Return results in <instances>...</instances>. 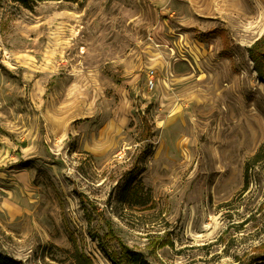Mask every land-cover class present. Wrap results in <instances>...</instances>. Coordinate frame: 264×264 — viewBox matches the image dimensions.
Wrapping results in <instances>:
<instances>
[{"label": "rangeland", "instance_id": "374dc122", "mask_svg": "<svg viewBox=\"0 0 264 264\" xmlns=\"http://www.w3.org/2000/svg\"><path fill=\"white\" fill-rule=\"evenodd\" d=\"M31 5L0 0V254L115 264L109 225L151 264H264V0Z\"/></svg>", "mask_w": 264, "mask_h": 264}, {"label": "trees", "instance_id": "16d2710c", "mask_svg": "<svg viewBox=\"0 0 264 264\" xmlns=\"http://www.w3.org/2000/svg\"><path fill=\"white\" fill-rule=\"evenodd\" d=\"M14 3H18L21 6H24L28 9H32L31 0H11ZM74 2H78L79 0H71ZM247 52H249L250 60L253 62L254 70L257 73V77L259 81L264 83V34L259 40H257L253 45H251ZM262 160L261 153L257 154L256 158L253 160V165ZM252 163H249L246 170L247 176L249 174L248 167ZM136 189L135 192H137ZM109 231L105 234H98L96 237L98 238L99 246L102 248L103 252H105L110 260L117 264L118 259H122L123 262L118 264H151L146 258L137 251H132L128 248L122 246V242L119 240L118 235L113 231V229L108 225ZM110 243H117L122 247L121 256L117 254L118 252L115 249L108 247ZM76 263L77 264H91L88 260L87 256L82 253L76 254ZM0 264H23L20 260L14 259L13 257L6 256L4 254H0Z\"/></svg>", "mask_w": 264, "mask_h": 264}, {"label": "built area", "instance_id": "2783aa9c", "mask_svg": "<svg viewBox=\"0 0 264 264\" xmlns=\"http://www.w3.org/2000/svg\"><path fill=\"white\" fill-rule=\"evenodd\" d=\"M151 74H152V75H149V79H150L149 84H151V86L154 87L155 84L153 83V78H154V74H155V73L151 72Z\"/></svg>", "mask_w": 264, "mask_h": 264}]
</instances>
